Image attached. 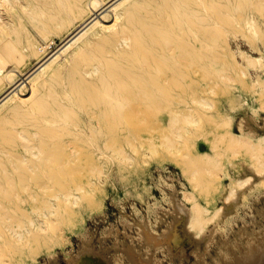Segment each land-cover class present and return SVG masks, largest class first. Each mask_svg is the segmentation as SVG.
I'll use <instances>...</instances> for the list:
<instances>
[{
  "label": "bare ground",
  "instance_id": "bare-ground-1",
  "mask_svg": "<svg viewBox=\"0 0 264 264\" xmlns=\"http://www.w3.org/2000/svg\"><path fill=\"white\" fill-rule=\"evenodd\" d=\"M233 1L0 0V264L13 256L14 220L33 221L34 213L69 200V178L97 171L80 153L122 157L162 110L185 103L195 77L222 73V25L237 26L225 13ZM108 14L115 19L109 26ZM244 22L253 32L258 21ZM55 35L64 37L61 45L43 51ZM30 56H38L36 65L14 80ZM231 137L264 159V137L258 149L243 134ZM205 163L189 157L187 168L203 187L213 168ZM189 224L197 236L207 228L199 205Z\"/></svg>",
  "mask_w": 264,
  "mask_h": 264
},
{
  "label": "rangeland",
  "instance_id": "rangeland-1",
  "mask_svg": "<svg viewBox=\"0 0 264 264\" xmlns=\"http://www.w3.org/2000/svg\"><path fill=\"white\" fill-rule=\"evenodd\" d=\"M235 1L225 13L237 26L222 25V73L195 77L185 103L162 110L122 157L80 153L97 171L69 178V200L34 213L33 221L14 220L13 256L2 264H264V159L231 141L243 134L250 145L263 144L264 0L245 8ZM246 17L258 21L253 32ZM106 19L115 22L113 14ZM63 38L55 35L43 51L54 52ZM23 93L30 96L29 85ZM189 157L213 165H202L207 188L192 180ZM198 205L207 216L199 236L189 224Z\"/></svg>",
  "mask_w": 264,
  "mask_h": 264
}]
</instances>
